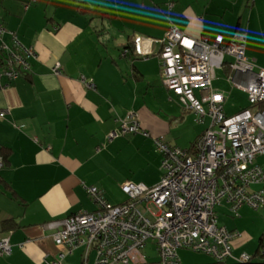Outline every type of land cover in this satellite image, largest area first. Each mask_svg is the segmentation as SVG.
<instances>
[{"label": "crops", "instance_id": "1", "mask_svg": "<svg viewBox=\"0 0 264 264\" xmlns=\"http://www.w3.org/2000/svg\"><path fill=\"white\" fill-rule=\"evenodd\" d=\"M172 1L173 23L193 39L211 42L218 34L246 35L244 30L250 34L252 25L261 28L264 23V0ZM163 2L0 0V24L37 55L26 75L0 90V109L8 111L0 120V151L7 148L11 153L0 170V238H9L12 247L11 256L0 257V264L51 262L58 248L45 224L80 211L95 212L98 207L87 188H98L109 205L124 204V183L152 187L160 180L161 155L153 139L190 150L208 128H195L191 143L167 138L178 116L187 114L199 122L161 84L158 54L167 31L166 22H159ZM126 13L144 17L134 27L122 25L124 35L111 39L104 20L117 21ZM136 35L142 37L147 59L133 52ZM56 64L58 75L52 72ZM81 77L93 85L86 86ZM131 113L140 132L109 139ZM256 163L264 171V155ZM224 209L220 226L240 233L232 242L233 255L246 253L254 262H264V205L258 210L243 205L237 216L226 205ZM75 253L77 264H84L82 248L64 260ZM93 261L88 257L86 264ZM194 264L216 263L211 258Z\"/></svg>", "mask_w": 264, "mask_h": 264}, {"label": "built area", "instance_id": "2", "mask_svg": "<svg viewBox=\"0 0 264 264\" xmlns=\"http://www.w3.org/2000/svg\"><path fill=\"white\" fill-rule=\"evenodd\" d=\"M164 1L171 13L174 2ZM132 41L134 54L147 59L142 37L136 35ZM161 45L158 57L163 86L197 122L208 117V128L190 150L170 147L162 138L153 139L161 155L160 180L152 187L124 183V204L109 205L98 188H87L98 207L95 212L80 211L45 224L58 248L47 264H63L77 248L83 249L84 264L90 252L94 253L93 264H181L180 249L209 255L216 264H264L254 262L246 253L233 255L232 242L240 233L218 225L215 212L223 203L234 216L243 205L253 210L264 205V188L250 190L264 185V171L256 163V158L264 155V69L246 58L243 33L218 34L211 42L193 39L168 16ZM36 57L32 48L22 45L14 32L0 24V90L26 75ZM222 69L229 74L227 83L247 95L252 109L229 116L224 113L226 97L212 88L215 71ZM52 72L60 73L58 64ZM81 81L93 85L84 77ZM7 114L0 109V120ZM138 132L139 123L131 113L108 138ZM141 134L148 137L146 132ZM3 165L0 158V170ZM149 241L155 263L143 253ZM11 254L9 238H0V257Z\"/></svg>", "mask_w": 264, "mask_h": 264}, {"label": "rangeland", "instance_id": "3", "mask_svg": "<svg viewBox=\"0 0 264 264\" xmlns=\"http://www.w3.org/2000/svg\"><path fill=\"white\" fill-rule=\"evenodd\" d=\"M163 6L164 8H162V4H159V7H160L159 8V22L164 24V21H165L167 24L168 16H170L172 21L173 19L171 17V13L170 14L168 13L165 3L163 4ZM129 7L134 8V5H130ZM143 17H144V14H140V13H137V14L126 13L125 16L123 15L121 16L120 20L115 21V19L111 18V19L104 20V23L105 25H108V27L110 28L109 29L110 35H111L110 38L111 39L115 38L118 40L120 36L124 35L122 33L123 31L120 30L123 28L122 25H125V27H129V26L134 27L135 24H138L139 21L143 19ZM251 29H255V30L251 31L250 34H248L246 30H244V32L247 35V41H246L247 46L245 49V56L249 61L253 62L255 67L264 69V23L261 28H257V26L252 25ZM128 31L131 32V30L129 29H127V31L125 30V32H128ZM125 34H130V33H125ZM102 37L104 38L105 36H102ZM113 40H111V44L113 43ZM118 54H119L118 51H116V53L112 51V55L118 56ZM226 60L229 61L230 58L226 57ZM228 75L229 74L226 72L225 69L216 70L215 79L212 82V86L215 90L224 92L227 96V100H226L225 107H224V113L227 116H229V115L236 114L237 112H239L241 109H244V108L252 109L248 103L247 95L243 91L237 88L231 87V85L227 83L226 79ZM156 82L158 83L160 82L159 78H157ZM197 94L198 92L195 93V95ZM182 117L183 118L181 119V117L178 116L179 120L175 122L172 131L168 134L167 138L169 139L171 143H191L195 138V133H194L195 128L206 129L209 124L208 118H205V121L202 123H196L195 121H193V118L187 114H184V116L182 115ZM257 187L258 186H253L250 188V190L251 191L257 190L256 189ZM119 196L123 198L121 194ZM220 206L216 207L215 212H216V217H217V223L219 225H222L220 223H222L221 221L225 219V218H222L223 217L222 213H225V214L227 213L225 211L226 209H224L225 204L223 203L222 206L221 207ZM244 207H247V206L244 205ZM229 218H226V219L230 220ZM143 253H145L146 256H151V259L153 261L152 263L156 262L153 259L155 257V250L153 248V245L150 243V241L148 242V245L145 248V250H143ZM76 254L77 253H75L74 257H70L69 259L64 260L63 264H77L78 259H76L77 258ZM177 255H178L179 260H183L182 263L180 261L181 264H194L195 262H202L205 259L211 260V257L209 255H206L204 253H195V252H192L186 249L178 250ZM89 257L90 259H93L94 253L90 252Z\"/></svg>", "mask_w": 264, "mask_h": 264}, {"label": "trees", "instance_id": "4", "mask_svg": "<svg viewBox=\"0 0 264 264\" xmlns=\"http://www.w3.org/2000/svg\"><path fill=\"white\" fill-rule=\"evenodd\" d=\"M81 7V6H80ZM2 25V24H1ZM3 26V25H2ZM20 42V41H19ZM21 43V42H20ZM22 44V43H21ZM138 57V56H137ZM10 150L9 149H7V148H2L1 149V151H0V157L2 158V160H3V164H7L8 163V158L10 157ZM10 193H12L11 194V196L13 197V198H15V199H17V200H19V198L18 197H15L16 195H15V193H13L11 190H10ZM261 253V252H260Z\"/></svg>", "mask_w": 264, "mask_h": 264}]
</instances>
